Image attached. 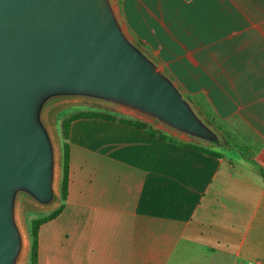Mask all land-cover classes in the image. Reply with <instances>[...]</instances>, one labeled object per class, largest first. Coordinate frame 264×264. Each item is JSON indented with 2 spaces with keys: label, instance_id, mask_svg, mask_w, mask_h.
Here are the masks:
<instances>
[{
  "label": "crops",
  "instance_id": "0c3cea01",
  "mask_svg": "<svg viewBox=\"0 0 264 264\" xmlns=\"http://www.w3.org/2000/svg\"><path fill=\"white\" fill-rule=\"evenodd\" d=\"M197 1L200 11L217 7L225 14L233 5ZM239 5L241 24L231 26L223 16L221 31L213 32L181 18L175 35L155 43L159 50L134 36V22L125 24L149 53L175 52L185 69H243L237 79L199 73L195 83L240 85L248 115L264 118V0ZM232 27L239 38L225 31ZM233 44L240 47L239 67L231 62ZM214 90L203 93L217 118ZM68 142L67 199L59 216L39 229L38 264H264V181L255 164L102 119L72 122Z\"/></svg>",
  "mask_w": 264,
  "mask_h": 264
},
{
  "label": "water",
  "instance_id": "95a60500",
  "mask_svg": "<svg viewBox=\"0 0 264 264\" xmlns=\"http://www.w3.org/2000/svg\"><path fill=\"white\" fill-rule=\"evenodd\" d=\"M115 109L173 137L230 150L161 62L129 32L114 0H0V264H21L23 201L58 202L61 155L50 111Z\"/></svg>",
  "mask_w": 264,
  "mask_h": 264
},
{
  "label": "rangeland",
  "instance_id": "374dc122",
  "mask_svg": "<svg viewBox=\"0 0 264 264\" xmlns=\"http://www.w3.org/2000/svg\"><path fill=\"white\" fill-rule=\"evenodd\" d=\"M114 1L123 21L125 22L126 19L135 23V30L132 29L134 32V36L137 38L139 37L142 44L145 43L144 41H146L148 45L151 44L156 49H158V46H156L155 43H160L162 39H166L168 36L175 35V33H177L176 26L180 23L179 20L181 18L189 20L190 27L201 25L202 27H204V30L208 29L217 32L221 31V29L218 27L220 25L219 21L223 16L227 21L229 20L228 24H230L231 26L241 24V21L243 19V16H241L239 0H229V3L232 2L233 4L230 8L231 12H229V14L228 12L227 14L219 13L216 10L217 7L211 10L201 9L200 11L197 7V0ZM211 2L213 1L211 0ZM226 3H228V0L226 1ZM200 18L202 19V22L199 23L198 21L200 20ZM225 31H231V36L233 37V39H237L241 35L240 31L233 27L231 30L225 29ZM146 35H151L152 38H155V41H151L150 39L145 38ZM165 50L166 49L160 51L158 55H152L159 62H165L166 66H168L169 68V70H165L172 75L177 83L180 82L181 85H179L178 83L179 87L195 103L200 112L220 130L224 137L229 142L240 146L243 149L242 151L246 157L251 159V161L256 166L264 169V118H258L248 115L251 111H247L245 107V101L242 102L240 85L199 86L195 83V78H197L199 73H204L207 75L217 72L216 76L224 77V75H226V78L231 76L232 78L237 79L238 77H244L243 74L245 73V71L239 68L228 70L226 71V73H223L222 70L198 71L193 69H185L183 68L184 65L176 63L177 55L175 54V52L168 54ZM231 50V62L233 60L232 65H236L237 67H239V45L233 44ZM185 66L189 65L186 64ZM212 89H215L214 91L218 96V101L216 100V107L218 109L217 114L219 115V117L217 118L211 116V114L213 113V106L211 105V103H209L206 94L203 93V91L206 93H210ZM198 90H200V93L198 92ZM210 105L212 106V108ZM102 111L106 112L107 114L113 115L118 119L140 120L132 115L92 103L67 102L60 104L59 106L54 107L50 111L48 116V121L54 134L60 155H62L63 141L61 129L62 120L75 113ZM175 138L183 142L193 143L199 147L201 146L207 148L212 152L221 154L222 156L229 157L231 155V151L224 148L204 145L185 139L183 140L178 137ZM61 176L62 169H60V176L58 180V202L55 206L49 209H43L27 201H23L21 203L19 219L26 237V253L21 264H32L30 261V247L32 244V238L30 236L31 222L35 219H40L48 216L53 211L58 209L61 205Z\"/></svg>",
  "mask_w": 264,
  "mask_h": 264
},
{
  "label": "trees",
  "instance_id": "16d2710c",
  "mask_svg": "<svg viewBox=\"0 0 264 264\" xmlns=\"http://www.w3.org/2000/svg\"><path fill=\"white\" fill-rule=\"evenodd\" d=\"M79 119H102L107 121H118L122 124L141 128L145 130V132L153 137H158L159 139L163 141H168L172 143H176L179 146H182L184 148H192L197 151L203 152L205 154H209L215 157H221L222 155L216 152H212L207 148L199 147L193 143H187L178 140L177 138L173 137L172 135L166 133L165 131H162L158 128H155L152 124L146 123L145 121L135 120V119H118L113 115L107 114L106 112H80L70 115L67 118H64L61 122V129H62V155L60 159V165L62 169V176H61V185H60V194H61V202H65L67 199V193H68V177H69V164H70V145H69V132L71 128L72 122L79 120ZM226 144L230 148L231 155L233 158L237 159L239 162L246 166H254V163L245 156L243 153V149L235 145L231 142H229L226 139ZM258 174L263 178L264 181V169L257 167L256 168ZM59 206L58 209L53 211L51 214L44 218L35 219L30 224V236L32 238V244L30 247V261L32 264H38V232L41 227V225L45 224L48 221H51L55 219L59 214L62 212L63 205Z\"/></svg>",
  "mask_w": 264,
  "mask_h": 264
}]
</instances>
